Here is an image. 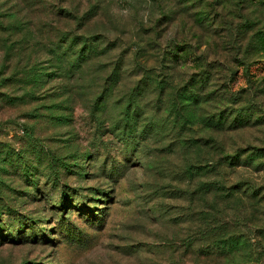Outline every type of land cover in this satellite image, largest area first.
<instances>
[{
    "label": "rangeland",
    "instance_id": "obj_1",
    "mask_svg": "<svg viewBox=\"0 0 264 264\" xmlns=\"http://www.w3.org/2000/svg\"><path fill=\"white\" fill-rule=\"evenodd\" d=\"M0 264H264V0H0Z\"/></svg>",
    "mask_w": 264,
    "mask_h": 264
}]
</instances>
